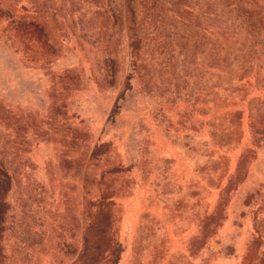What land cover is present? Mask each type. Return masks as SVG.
<instances>
[{"label":"rangeland","instance_id":"rangeland-1","mask_svg":"<svg viewBox=\"0 0 264 264\" xmlns=\"http://www.w3.org/2000/svg\"><path fill=\"white\" fill-rule=\"evenodd\" d=\"M0 264H264V0H0Z\"/></svg>","mask_w":264,"mask_h":264},{"label":"trees","instance_id":"trees-1","mask_svg":"<svg viewBox=\"0 0 264 264\" xmlns=\"http://www.w3.org/2000/svg\"><path fill=\"white\" fill-rule=\"evenodd\" d=\"M82 2H85L86 0H80ZM93 0H90L92 2ZM9 175L7 166L3 161H0V187L7 186L9 184Z\"/></svg>","mask_w":264,"mask_h":264}]
</instances>
